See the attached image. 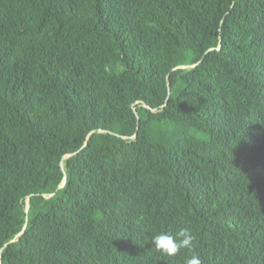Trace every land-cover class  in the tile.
<instances>
[{"label": "trees", "instance_id": "1", "mask_svg": "<svg viewBox=\"0 0 264 264\" xmlns=\"http://www.w3.org/2000/svg\"><path fill=\"white\" fill-rule=\"evenodd\" d=\"M194 254L264 264V0H0V264Z\"/></svg>", "mask_w": 264, "mask_h": 264}, {"label": "clouds", "instance_id": "2", "mask_svg": "<svg viewBox=\"0 0 264 264\" xmlns=\"http://www.w3.org/2000/svg\"><path fill=\"white\" fill-rule=\"evenodd\" d=\"M195 236L191 228L181 227L174 235L169 232L161 231L151 238V243L155 249L165 256H176L182 249L191 250ZM186 264H202L198 255H192L186 260Z\"/></svg>", "mask_w": 264, "mask_h": 264}, {"label": "water", "instance_id": "3", "mask_svg": "<svg viewBox=\"0 0 264 264\" xmlns=\"http://www.w3.org/2000/svg\"><path fill=\"white\" fill-rule=\"evenodd\" d=\"M63 186V185H62ZM0 263H1V261H0Z\"/></svg>", "mask_w": 264, "mask_h": 264}]
</instances>
